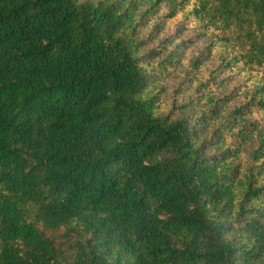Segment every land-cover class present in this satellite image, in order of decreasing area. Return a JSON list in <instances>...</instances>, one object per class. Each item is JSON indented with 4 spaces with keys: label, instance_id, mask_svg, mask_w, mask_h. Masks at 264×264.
I'll return each mask as SVG.
<instances>
[{
    "label": "trees",
    "instance_id": "16d2710c",
    "mask_svg": "<svg viewBox=\"0 0 264 264\" xmlns=\"http://www.w3.org/2000/svg\"><path fill=\"white\" fill-rule=\"evenodd\" d=\"M163 9L243 103L159 114ZM0 264H264V0H0Z\"/></svg>",
    "mask_w": 264,
    "mask_h": 264
},
{
    "label": "rangeland",
    "instance_id": "374dc122",
    "mask_svg": "<svg viewBox=\"0 0 264 264\" xmlns=\"http://www.w3.org/2000/svg\"><path fill=\"white\" fill-rule=\"evenodd\" d=\"M92 0H80V2ZM166 11L163 9L158 16L151 18L145 24L139 39L144 43L141 45V55L150 59L153 64L159 61L170 60L173 62L166 64V70L157 72L151 78L157 90L158 112L161 116H168L171 119L186 115H200L203 109L210 107L204 104V99L197 98L196 95L202 93L199 87L201 81L211 79L216 84L223 83L222 87L211 91L216 97H226L229 103L225 109L230 110L236 105L243 103L242 98L237 95L235 87L242 82V77L231 73L228 69L222 71L219 55L221 50L211 48L210 38H200L194 30L192 24H169L162 20ZM154 50L158 56H147ZM170 56V53H174ZM200 63L209 74L196 81L195 66ZM49 236L60 240V231L48 232Z\"/></svg>",
    "mask_w": 264,
    "mask_h": 264
}]
</instances>
